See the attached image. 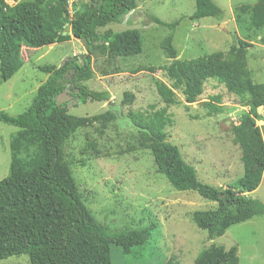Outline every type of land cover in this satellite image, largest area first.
<instances>
[{
    "label": "trees",
    "instance_id": "trees-1",
    "mask_svg": "<svg viewBox=\"0 0 264 264\" xmlns=\"http://www.w3.org/2000/svg\"><path fill=\"white\" fill-rule=\"evenodd\" d=\"M69 1L31 0L10 6L7 0H0V83L10 80L22 68L23 48L38 50L73 38L85 50L60 67H38L48 76L47 80L21 115L13 117L0 111L1 123L20 129L10 139L9 174L0 182V261L23 255L28 257L29 264H112L113 246L125 255L134 247H147L156 227L111 232L91 216L79 199L76 182L64 158L63 144L80 129L95 124L106 128L116 115L108 110L90 117H74L68 114L66 103L57 102L64 95L83 104L110 100L108 92L89 90L84 83L94 78V66L99 61L110 65L116 60L141 55L142 38L136 29L119 33L105 30L101 34L98 31L136 11L138 5L135 0H80L70 9ZM194 2L195 11L190 20H222L223 11L212 0ZM233 14L237 26L247 17L250 29L263 28L264 0L240 5ZM148 18L152 24L170 32L159 43L163 55L171 60L159 69L170 85L155 82L163 108L152 107L151 113L145 114L130 112L128 116L137 132L138 148L150 152L156 172L174 190L193 191L215 204L213 209L189 215L198 229L211 232L215 239L234 225L264 217V205L252 197L264 177V140L256 124L262 119L259 110L264 114V84L252 80L246 59V51L252 47L250 43L238 40L226 52L180 60L173 46L179 21L165 23L153 16ZM260 44L264 46V37ZM147 70L154 72L155 68ZM209 79L236 96L242 107H249L230 128L243 170L235 188L200 183L195 170L184 161L178 147L169 142L167 134L173 124L168 110L178 104L175 91L191 105L201 97L204 83ZM134 99L133 93L126 92L122 105L129 107ZM215 100L219 102L220 98ZM205 107L210 112L220 111L211 104ZM213 261V264L228 263Z\"/></svg>",
    "mask_w": 264,
    "mask_h": 264
},
{
    "label": "rangeland",
    "instance_id": "rangeland-1",
    "mask_svg": "<svg viewBox=\"0 0 264 264\" xmlns=\"http://www.w3.org/2000/svg\"><path fill=\"white\" fill-rule=\"evenodd\" d=\"M24 1L31 0H7V4L12 6ZM78 1L70 0V9L76 7ZM135 1L136 11L98 33L136 29L142 38V54L116 60L110 65L99 61L94 66V78L84 83L89 90L108 92L110 100L83 104L68 95L57 98L59 104L68 105V114L74 117H90L108 110L116 115L106 128L95 124L80 129L63 144L64 158L76 182L79 199L95 221L111 232L156 226L147 247H134L125 255L113 246L110 252L112 264H165L168 261L213 264V260L228 261L227 264H264V217L234 225L215 239L211 232L198 229L189 215L194 211L213 209L215 204L193 191L174 190L156 172L150 152L138 148L137 132L128 116L130 112L145 114L151 113L152 107L155 110L163 108L155 82L170 85L159 70L171 63L159 48V43L170 32L152 24L149 16L165 23L179 21L173 46L180 60L226 52L238 40L250 43L252 47L247 49L246 59L252 80L255 84H264V46L260 44L264 27L250 29L247 17L237 26L233 14L236 7L253 5L257 0H212L223 11L220 21L213 18L190 20L195 11L194 0ZM82 53L75 39L38 50L23 48L22 68L10 80L0 83V111L13 117L21 115L37 89L47 80L48 76L38 67H60ZM148 68H155V71ZM126 92L135 97L129 107L122 105ZM175 94L178 104L168 110L173 122L167 129L169 142L178 147L200 183L235 188L243 170L240 151L232 142L230 128L249 107H242L236 96L213 79L204 83L203 94L191 105L185 103L179 92L175 91ZM216 97L220 98L219 102ZM205 104L220 111L210 112ZM256 124L264 138V116ZM19 131L15 126L0 122V182L9 174L10 139ZM252 197L264 205V177ZM0 264H29V260L22 255L0 261Z\"/></svg>",
    "mask_w": 264,
    "mask_h": 264
},
{
    "label": "crops",
    "instance_id": "crops-1",
    "mask_svg": "<svg viewBox=\"0 0 264 264\" xmlns=\"http://www.w3.org/2000/svg\"><path fill=\"white\" fill-rule=\"evenodd\" d=\"M73 39V38H72ZM77 42L79 43V45H80V47H81V49H82V51H83V53L82 54H84L85 53V50H84V47L82 46V44L77 40ZM52 45H54V44H51V46ZM79 53H81V52H79ZM259 112L260 113H262V117L264 116V114H263V112L261 111V110H259ZM264 126V125H263ZM260 130H261V128H260ZM261 134H262V132H261ZM263 137V136H262ZM263 140H264V138H263Z\"/></svg>",
    "mask_w": 264,
    "mask_h": 264
},
{
    "label": "water",
    "instance_id": "water-1",
    "mask_svg": "<svg viewBox=\"0 0 264 264\" xmlns=\"http://www.w3.org/2000/svg\"><path fill=\"white\" fill-rule=\"evenodd\" d=\"M66 32H67V33H69V32H70V30L68 29Z\"/></svg>",
    "mask_w": 264,
    "mask_h": 264
}]
</instances>
